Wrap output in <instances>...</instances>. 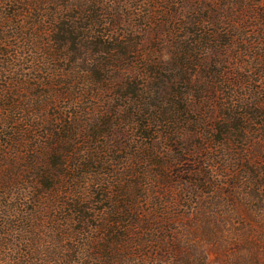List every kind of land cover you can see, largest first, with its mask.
<instances>
[{
  "label": "trees",
  "instance_id": "16d2710c",
  "mask_svg": "<svg viewBox=\"0 0 264 264\" xmlns=\"http://www.w3.org/2000/svg\"><path fill=\"white\" fill-rule=\"evenodd\" d=\"M184 3L0 0V264H214L199 233L226 222L264 241V6Z\"/></svg>",
  "mask_w": 264,
  "mask_h": 264
},
{
  "label": "rangeland",
  "instance_id": "374dc122",
  "mask_svg": "<svg viewBox=\"0 0 264 264\" xmlns=\"http://www.w3.org/2000/svg\"><path fill=\"white\" fill-rule=\"evenodd\" d=\"M184 4H185L184 7H179L180 6L179 5L177 6V8L178 9L183 8V10L189 13L190 15L191 13H194L191 12L192 10H199L194 14L200 17L214 16L215 19H217L219 15L221 17V13H223V15H225L226 17L237 21L241 25H245V24H250L251 21L253 20H255L256 23H258L259 21L258 19L262 15L261 7L264 6V0H194V1L189 0V3L187 4L184 3ZM157 11L160 12L161 10L159 9ZM107 20L109 19L107 18ZM107 20L106 22H108ZM109 28L111 29L112 32H116V33L117 30H119V29L115 30L112 26L106 27L105 29H109ZM150 36L153 37L154 33L153 32L150 33ZM229 206L230 205H226L227 208ZM241 221L247 222V220L245 221L244 218H242ZM255 225H257L255 226V230L259 232L262 231L261 234H263L264 227H260V224H255ZM227 228L232 229V232L229 231L230 232L229 234L232 235V238H229L230 240H228V242L217 243L215 239H210V238L204 240L203 239L204 230L200 231L199 234L201 236V243L209 256L208 257L209 262H212L214 264H231V262H234L235 260L238 259L240 264L241 262H244L245 264H253L254 258H257V260L261 259L262 262L264 263V241L261 242L260 244V242L257 241L255 234H253V236L248 237V240L246 242L243 240L242 236L235 239V235L233 234L235 233L237 234L240 232L238 230L239 226L237 223L234 222L224 223L222 229L226 230ZM205 233L207 235L206 231ZM248 242L254 244L251 243L248 244Z\"/></svg>",
  "mask_w": 264,
  "mask_h": 264
}]
</instances>
